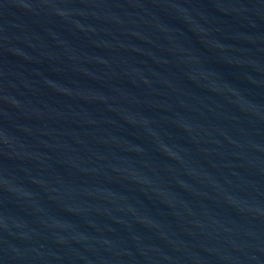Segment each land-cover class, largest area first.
<instances>
[{"label": "water", "instance_id": "water-1", "mask_svg": "<svg viewBox=\"0 0 264 264\" xmlns=\"http://www.w3.org/2000/svg\"><path fill=\"white\" fill-rule=\"evenodd\" d=\"M0 264H264V0H0Z\"/></svg>", "mask_w": 264, "mask_h": 264}]
</instances>
